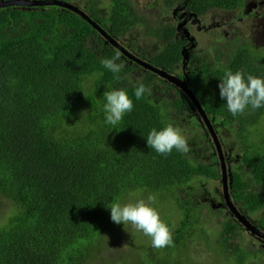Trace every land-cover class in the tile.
Returning a JSON list of instances; mask_svg holds the SVG:
<instances>
[{
	"label": "trees",
	"instance_id": "obj_1",
	"mask_svg": "<svg viewBox=\"0 0 264 264\" xmlns=\"http://www.w3.org/2000/svg\"><path fill=\"white\" fill-rule=\"evenodd\" d=\"M246 1L166 0L164 5H186L200 15L208 7L230 13L246 7ZM100 3L85 0L83 12L117 41L138 23H146L128 0H110L105 15ZM174 29L172 24L160 25L152 34L162 46L152 55L141 49L139 57L163 71L172 72L176 65L183 79V41ZM114 50L88 22L66 8L0 7V198L17 205L0 223V264H114L116 260L106 254L111 204L147 202L149 195L163 189L161 180L175 184L194 173L219 177L212 154L208 165L196 162L191 167L186 155L175 149L164 156L147 146L149 131L166 126L163 108H170L165 113L180 122L198 115L197 108L189 112L179 94L175 100H159L145 93L137 100L138 83L151 89L154 77L165 81L149 71L136 78L135 68L122 58L117 61L124 65L121 72L112 73L101 61L111 58ZM208 57L212 59L195 57L187 75L190 91L207 116L236 125L242 152L239 171L230 172L231 196L241 211L257 213L258 224L264 227V136L252 145L246 134L264 107L233 116L218 88L226 70L241 71L245 79L247 75L264 78V49L242 45L224 52L216 47ZM112 89L126 90L133 101V110L115 126L105 122L103 111V93ZM171 200L181 218L173 234L178 251L170 250L169 258L180 251L174 257L189 261L181 250L197 237L193 227L199 207L175 196ZM242 228L237 221L222 222L221 236L228 242L224 253L235 258L233 264H245L248 257L262 252L244 249L248 242L235 243ZM161 254L168 258L166 251ZM164 264L177 261L165 259Z\"/></svg>",
	"mask_w": 264,
	"mask_h": 264
},
{
	"label": "rangeland",
	"instance_id": "obj_2",
	"mask_svg": "<svg viewBox=\"0 0 264 264\" xmlns=\"http://www.w3.org/2000/svg\"><path fill=\"white\" fill-rule=\"evenodd\" d=\"M68 3H71L78 8L83 10V2L85 0H64ZM131 5L134 7L135 11L145 18L143 24H137L132 29H130L125 35L119 37V42L125 46L129 51L132 52V49L128 47L126 42H129L134 48L138 47L139 49L133 51L138 56L140 55V50H144L145 54L152 55L159 48L161 44L159 38L154 36L152 33L162 24H172L175 27L181 26L179 21H174L173 16L175 15L173 7H165L166 0H128ZM264 1V0H262ZM110 5V0H101L100 8L101 13L106 14L108 7ZM245 7V6H244ZM212 10V9H211ZM252 10L246 11L245 14L242 8H237L230 13L222 12L219 9L209 11L202 19L203 24L212 23L214 25H221V31L224 32L225 41H230L233 39H238L239 41H248L251 44V49L253 50H263L264 49V5L260 9H257L255 13L250 16ZM181 16V15H179ZM178 17V16H177ZM195 24H189L188 30L190 36L195 38L196 46L207 45L208 43L218 42L220 38V33L217 29L213 27H207L206 25L195 27ZM124 42V43H122ZM217 47V45H216ZM142 67L134 69L135 77L139 78L143 76L145 72ZM155 83V82H154ZM162 84H158L161 86ZM155 97L165 99V92L159 91L158 89L153 90ZM163 119L167 124H172L173 126L180 129L181 133L187 138L188 144L191 148H197L202 153L206 161L209 159V156L212 154V148L206 144L204 139V130L198 123V118L195 113L190 115L187 118V121L180 122L172 119V113H165V110L170 108H163ZM190 112V111H189ZM233 126V130H235ZM249 139L253 142L263 141L261 138L264 136V116H262L259 122L249 128ZM221 139V146L224 153V156L229 160V170L230 171H239V160L242 152V145L237 135H232L228 130H222L217 132ZM204 158L200 160L205 161ZM236 158V159H235ZM241 167V166H240ZM241 170L242 167H241ZM250 176V175H248ZM229 179V176H228ZM190 188H188L189 193L192 195L190 199H195V197H203V194H200L202 189H206V194L208 200H205V203L201 205V216H198L199 222L193 227L197 237L192 238L187 241L185 248L181 252H187L188 257L191 260L186 261L185 259L177 260L174 257V254L180 253L175 252L171 258L170 250L178 251L174 247H166L163 249H154L151 247V238L145 236L142 232L134 231L133 237L135 244L138 246V252L141 255L147 257L151 264H164V260L168 261H177V264H233L235 258H230L227 256L225 251V242H227V237L221 236L222 222L223 221H234L233 218L229 215L224 207H216L218 203L222 202V191L221 183L219 177L217 179L197 177L194 178L190 183ZM156 197L154 205H152L159 212L160 218L165 222L170 228L173 225H176L177 221L181 218V212L172 202L171 196L167 193H162L156 191L153 193ZM188 196V194L183 193L180 197ZM213 204V206H212ZM199 207V205L197 204ZM225 206V205H224ZM14 208V211L17 209V205L9 200L0 198V223L7 217L10 216V210ZM241 214L244 215L248 220L253 221L254 224H258V214L253 212H247L246 209H242ZM218 215L220 216H216ZM219 217V219H217ZM264 231V227H262ZM243 238L248 242V245H242L244 249L250 250V252L257 254L261 249V253L257 255H252L248 257L245 264H264V247L261 246L262 242L255 239L252 236H249V233L244 229L241 231ZM218 238H215V237ZM221 236V237H220ZM215 238V239H214ZM108 247L110 251H106L108 256L116 257L117 255H123L130 260L135 259L139 255L137 250H133L124 246V242L114 235L107 236ZM228 243V242H227ZM164 250L167 252L168 258L161 255V251ZM222 254V256H220ZM186 261V262H183ZM179 262V263H178ZM110 263H112L110 261Z\"/></svg>",
	"mask_w": 264,
	"mask_h": 264
},
{
	"label": "clouds",
	"instance_id": "obj_3",
	"mask_svg": "<svg viewBox=\"0 0 264 264\" xmlns=\"http://www.w3.org/2000/svg\"><path fill=\"white\" fill-rule=\"evenodd\" d=\"M260 1L261 2L256 3L254 0H247L245 9L244 7H242L244 13L246 14L247 13L246 11L252 10L250 13H248V15L252 16L257 9H260L262 5H264V1L262 0ZM216 9L217 8L208 7L206 9L207 10L206 13L200 14L198 16L203 18L205 15L208 14L209 11H213ZM200 25L201 26L206 25L207 27H213L219 31L220 38L218 42H216V45L218 49L221 51L228 52L233 47H238L242 45H248L250 48L252 47L248 41H239L237 38L231 40L232 41L231 43L229 41H225L224 39L226 35H224V32L221 31V25L213 26L212 23L203 24L202 21L200 22ZM160 44L162 46L161 42ZM216 45L215 43H208L207 45H203L200 47L196 46L194 49V52L196 53L194 55V61H195V57H199V59L201 58V59H204L205 61L211 60L212 58L208 56L214 55ZM121 55L122 54L119 50H114V55L111 58L103 59L101 63L104 66V68L108 69L112 73L119 74L122 68L124 67L123 63H117V61H119L120 58H122ZM204 55H208V56H204ZM132 56L133 58H130L128 55L130 60L133 59L136 61V66H133L132 68L136 69V68L142 67L144 70H146L145 72L149 71L165 81V84H162L161 81L157 80V78L154 77L155 83L158 82V84H162L164 86L162 85L158 86L157 84L154 83V85L151 86V89L142 82L138 83L134 89L135 98L139 100L144 97L145 93H148V94L151 93L152 97L159 99L155 97L153 94V90H156V89L166 93V96L164 97L165 99L172 98L173 100H175L177 98V94L182 96L188 106L189 111H192L195 107L197 108L198 115L196 113L195 114L197 115L199 125L204 130V139L208 141V145L211 146L212 151H213L212 155L216 157L217 152L214 147L213 141L211 139V135L208 132L206 125L204 124L203 115L199 112V109H198V107H200L198 99L190 91L191 84L190 85L187 84L184 78L180 79L179 73H178V66L174 65L172 72L163 71V70L154 68L143 58H140V57L138 58V57H135L134 55ZM189 57H187V59L184 57V59L181 60L182 67H184L187 64ZM182 61L184 62L182 63ZM144 65L151 67L154 71L149 68L144 67ZM117 78H119L118 75H117ZM218 88H219V95L221 99L226 101L227 110L233 116L244 114L245 111L249 109L250 111H255L261 107H264V78L256 77L253 75H247V78L245 79L244 74L241 71L233 72L231 70H226L224 73V77L220 79ZM182 93L186 95V98L183 96ZM103 95L106 100V103L103 105V111L105 112V122L106 123L115 126L116 124L122 121L126 113H130L133 110V101L132 99L129 98L126 90L112 89V90L105 91ZM165 99H161V100H165ZM203 113L205 112L203 111ZM262 116H264V113L260 115L255 122H252L253 123L252 125L247 126L246 134H247L249 144L254 145L256 143L249 139V133H250L249 128L255 126L259 122ZM206 117L209 120L218 138L220 146H221V139L217 132H221L222 130H228L229 132L232 133V135L234 134L237 135L238 129L235 124L230 125L229 123H224L222 119L217 118L215 115H210V116L206 115ZM233 126L236 127L235 130H233ZM238 138L241 143V137L238 136ZM146 143L149 148L154 149L158 154H161L164 156H167L168 154H170L173 151V149H175L177 152L185 154L187 162H188L187 164L191 167H195V165H197L196 162H199L202 165L209 164L208 160L206 161V159L203 156V153L199 149L194 148L193 152L190 151V146L188 144L187 138L181 133L179 128L173 126L172 124H167L159 131L156 128L151 129L146 137ZM221 149H222V146H221ZM201 158H204L205 161L200 160ZM214 159H215L214 162H215L216 170H218L219 172V180H220L221 168H220V162L218 160V156H217V159L216 158ZM224 160H225L226 170L229 176L228 181H230L231 171L229 170V165L226 162L225 156H224ZM197 177L211 178V177H207L206 174L194 173L190 177H181V181L175 184L164 183V181L161 180L160 182L163 185V189L157 190V191H160L162 193H167L171 197L175 196L181 201H183L184 203H187L188 201H190V204L192 206L197 202V204L199 205V208L197 205L195 208H198L200 212L199 216H201L202 202L199 200H202V199L198 197H195L194 200L190 199V196L192 194L189 193L188 191V188H190L189 183L194 178H197ZM220 183H221V180H220ZM230 189L231 188H229L231 200L235 203L236 208L240 212H242L238 208L236 202L233 200ZM221 191H222V183H221ZM144 192H147V191L144 190ZM201 192H203V194H206V189H202ZM183 193L188 194V196L180 197V195H182ZM222 199H223V191H222ZM155 200H156V197L154 195H149L147 197V202L141 199V200H137L135 203H126L123 205H121L120 203L111 204V206L109 207L110 211H107V218H111L112 228L110 229V231H108L106 235V242H107L108 235H114L115 237H117L118 239L124 242L125 247L133 249V250L135 249L138 252V246L135 244V240L133 237L134 231L136 230V231L142 232L145 236H148L151 238L150 244H151V247H153L154 249H163L166 247H173L174 246L173 234H174L175 225L172 224V227L170 228L165 222L161 220L159 212L156 210V208L152 206L155 203ZM223 203L225 205L224 199H223ZM229 215L231 216V218H233L234 221H237L236 218L231 215V213ZM240 225L243 227L242 230L244 229L246 231L245 227L242 224ZM256 226L260 230H262V227L260 225H256ZM249 236H252V235H250L249 233ZM254 238L257 240H260L262 242L261 246L264 247V241L262 239H259L256 237ZM242 241H247L243 238V235H241V239H235L236 244H239ZM108 251H110L109 247H108ZM110 257L116 260L114 261V264H151L149 260L147 259V257L144 255H141L140 253L133 260H130L123 255H117L116 257H112V255H110Z\"/></svg>",
	"mask_w": 264,
	"mask_h": 264
},
{
	"label": "water",
	"instance_id": "obj_4",
	"mask_svg": "<svg viewBox=\"0 0 264 264\" xmlns=\"http://www.w3.org/2000/svg\"><path fill=\"white\" fill-rule=\"evenodd\" d=\"M45 6V5H53V6H59L62 8H66L67 10H70L72 12H75L78 14L83 20L88 22L92 28H94L98 34L102 37V39L105 41V43L111 44L113 47H115L117 50H119L122 54L128 55L125 48L120 45L113 37H111L104 29H102L98 23L93 21L83 10L78 8L77 6L68 3L64 0H0V7L3 6ZM130 58H133L131 54H129ZM187 59V56H185ZM144 67L149 68L153 70L151 67L144 65ZM154 71V70H153ZM199 112L203 115V121L206 125V128L208 132L211 135V139L213 141L214 147L217 152L218 160L220 162V168H221V183H222V191H223V199L225 202V206L228 208V211L231 213L232 216L236 218V220L242 224L246 231L250 233V235L262 239L264 241V232L260 230L251 220H248L244 215L241 214V212L236 208L235 203L230 198L229 188L231 187L230 181H228V173L226 170L225 160H224V154L222 152L220 143L218 141V138L207 119L205 113L198 107ZM229 183V184H228Z\"/></svg>",
	"mask_w": 264,
	"mask_h": 264
},
{
	"label": "flooded vegetation",
	"instance_id": "obj_5",
	"mask_svg": "<svg viewBox=\"0 0 264 264\" xmlns=\"http://www.w3.org/2000/svg\"><path fill=\"white\" fill-rule=\"evenodd\" d=\"M188 0H184V2L186 3ZM175 11V15L173 16V19L174 21L178 20L179 21V24H181V26H178V27H175V36L177 38H180L182 39L183 41V44L181 46V55H182V60L184 59L185 56L189 57V60L187 62V64L182 67V64L180 66L181 70H183V74L185 75L184 79L186 81L187 84L190 85L189 81H188V73L192 72L193 70V62H194V55L196 54L194 52V49L196 47V41H195V38L190 36V32L188 30V27H189V24H195L196 28H198L200 25V22L202 20H200L201 17L198 16V12L195 11V10H191V9H186V5L181 7L179 6L178 8H174ZM181 15V16H179ZM178 16V17H177ZM202 19V18H201ZM105 30V29H104ZM106 31V30H105ZM107 32V31H106ZM101 37V36H100ZM102 39V37H101ZM103 40V39H102ZM104 41V40H103ZM105 42V41H104ZM124 43V42H122ZM109 44V43H108ZM128 47H130L132 49V52L129 51L125 46V50L127 51L128 55L131 54V55H134L135 57H138L139 56L137 54H135L133 51L139 49L138 47L134 48L133 46H131V44L129 42H126L125 43ZM111 45V44H110ZM115 50H117L115 47H113ZM122 54V53H121ZM128 55H124L122 54L121 57H122V60L127 64V65H132V66H136V61L135 60H130ZM184 61H182L183 63ZM191 87V85H190ZM180 91V90H179ZM183 96L186 98V95L184 93H182ZM217 159V156L215 157ZM226 162L227 164L229 165V160L226 159ZM200 194H203V192H201ZM198 198H201L202 200H199L201 201L203 204L205 203V200H208L207 198V195L206 194H203V197H198ZM210 202V200H208ZM222 202H223V199H222ZM213 206V204H212ZM216 207H224L226 209V211L228 212V209L224 206V203H218ZM229 213V212H228ZM230 214V213H229ZM216 216H220L217 215ZM217 219H219V217H217Z\"/></svg>",
	"mask_w": 264,
	"mask_h": 264
}]
</instances>
